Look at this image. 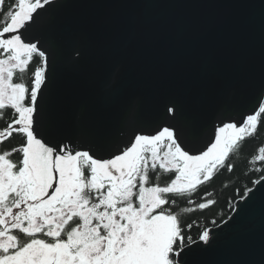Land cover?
Segmentation results:
<instances>
[{"label": "water", "instance_id": "95a60500", "mask_svg": "<svg viewBox=\"0 0 264 264\" xmlns=\"http://www.w3.org/2000/svg\"><path fill=\"white\" fill-rule=\"evenodd\" d=\"M38 13L39 132L50 144L114 152L171 126L199 154L264 99V0H53ZM252 189L187 264H264V180Z\"/></svg>", "mask_w": 264, "mask_h": 264}, {"label": "snow or ice", "instance_id": "6c2138e0", "mask_svg": "<svg viewBox=\"0 0 264 264\" xmlns=\"http://www.w3.org/2000/svg\"><path fill=\"white\" fill-rule=\"evenodd\" d=\"M52 2L15 0L0 28V119L6 109L14 117L0 130V144L14 132L24 138L22 145L0 152V264H187L194 243L209 244L210 230L199 233L198 241L186 237L178 214L166 207L176 200L168 197H190L220 169L233 171L227 161L256 135L264 99L242 122L218 127L199 154L190 153L171 126L137 133L114 152L104 143L50 144L40 135L37 108L47 82V54L32 42V32L38 10ZM3 4L0 0V10ZM36 56L40 63L29 88L24 74ZM167 113L174 115L175 108ZM17 152L18 163L10 159ZM251 162H264V147ZM157 169L174 172V178L161 186ZM150 173L156 174L155 183ZM252 192L248 188L242 199ZM213 204L206 199L196 207Z\"/></svg>", "mask_w": 264, "mask_h": 264}, {"label": "trees", "instance_id": "16d2710c", "mask_svg": "<svg viewBox=\"0 0 264 264\" xmlns=\"http://www.w3.org/2000/svg\"><path fill=\"white\" fill-rule=\"evenodd\" d=\"M14 3L15 0H4L3 8L0 10V28L4 26L2 23L4 13ZM39 63L40 58L38 56L34 57L28 66L27 72L24 74V82L29 88L31 86V74ZM13 118L12 110L7 109L4 114V121L0 119V127L6 126ZM20 144H23V138L19 135H13L12 138L4 143V146L12 147ZM261 147H264V115L261 117L256 135L246 138L242 142L238 153H234L229 157L227 162L234 165L232 172L229 173L226 167L220 169L210 182L199 186L197 191L190 197L188 195L183 197H168L169 201L176 200L175 206L169 204L166 207H169L172 212L178 214L186 237L191 236L194 241H198L199 233L203 230H211L226 221L232 214L236 202L244 197V193L248 188H253L254 184L252 182L264 177V171H255L256 168L264 169V162L250 163V161H253V157L258 154V149ZM157 172H160L159 183L161 186L170 182L175 175L174 172L165 174L159 169H157ZM155 175V173H150L152 183H155ZM206 192L212 193L206 199L214 200L215 204L210 205L206 209H198L196 206L199 203L206 202V199H202ZM188 199H191L193 203L188 204ZM185 207L193 208L195 211L184 213L182 209ZM188 224H192L191 229L186 227Z\"/></svg>", "mask_w": 264, "mask_h": 264}, {"label": "flooded vegetation", "instance_id": "af4514ba", "mask_svg": "<svg viewBox=\"0 0 264 264\" xmlns=\"http://www.w3.org/2000/svg\"><path fill=\"white\" fill-rule=\"evenodd\" d=\"M7 110V109H6ZM6 110L4 111V114H5V112H6ZM3 121H4V115H3V119H2ZM7 126V125H6ZM6 126H4V127H0V130H3ZM14 127H15V125H14ZM13 135H19V134H17V133H13L12 134V136ZM12 136L11 137H9V138H7L6 140H4V142L2 143V144H0V152H3L4 150H8V149H11V148H13V147H16V146H4V143L6 142V141H8L10 138H12ZM20 136V135H19ZM23 143H24V138H23ZM20 145H22V144H20ZM22 158V156H21V154L20 153H14L11 157H10V159H12L14 162H16V163H18L19 162V160Z\"/></svg>", "mask_w": 264, "mask_h": 264}]
</instances>
